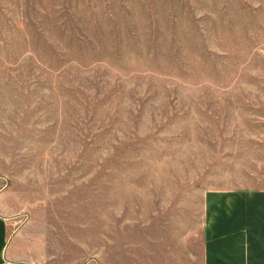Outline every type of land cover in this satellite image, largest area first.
I'll return each mask as SVG.
<instances>
[{
	"label": "rangeland",
	"instance_id": "374dc122",
	"mask_svg": "<svg viewBox=\"0 0 264 264\" xmlns=\"http://www.w3.org/2000/svg\"><path fill=\"white\" fill-rule=\"evenodd\" d=\"M258 193L264 0H0L17 264H204L210 204Z\"/></svg>",
	"mask_w": 264,
	"mask_h": 264
},
{
	"label": "crops",
	"instance_id": "0c3cea01",
	"mask_svg": "<svg viewBox=\"0 0 264 264\" xmlns=\"http://www.w3.org/2000/svg\"><path fill=\"white\" fill-rule=\"evenodd\" d=\"M218 203L210 204L215 212L209 221L204 264H264V193ZM9 243V222L0 213V264H17Z\"/></svg>",
	"mask_w": 264,
	"mask_h": 264
}]
</instances>
